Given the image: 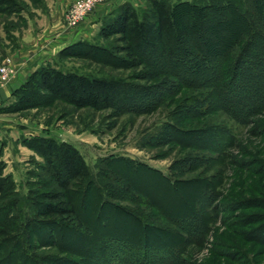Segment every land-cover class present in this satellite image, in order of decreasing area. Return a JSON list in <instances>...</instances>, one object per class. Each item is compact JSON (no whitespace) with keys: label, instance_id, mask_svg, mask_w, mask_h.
Returning <instances> with one entry per match:
<instances>
[{"label":"rangeland","instance_id":"obj_1","mask_svg":"<svg viewBox=\"0 0 264 264\" xmlns=\"http://www.w3.org/2000/svg\"><path fill=\"white\" fill-rule=\"evenodd\" d=\"M8 1L0 11L1 110L18 99L16 90L45 65L137 83L133 70L114 68L104 53L93 60L65 56L78 42L108 47L99 30L83 38V22L78 27L67 24L76 0H69L58 19L52 0ZM127 2L145 8L142 0ZM47 55L50 60L28 75L19 69ZM35 88L34 79L23 92ZM185 93L173 97L171 104L139 100L121 116L113 110L75 109L62 101L0 113L4 176L24 217L32 214L34 192L45 191L42 184L52 182L44 173V159L23 142L41 137L69 144L94 179L87 189H73L82 229L56 230L51 240L49 230L39 229L27 238L17 228L10 233L14 239L3 241L0 258L11 256L14 264H30L22 260L23 254L36 264H264V107L242 122L222 111L184 118L176 106ZM165 127L176 131L173 140L161 136ZM216 131H223L228 141H218L209 150L206 143Z\"/></svg>","mask_w":264,"mask_h":264},{"label":"trees","instance_id":"obj_2","mask_svg":"<svg viewBox=\"0 0 264 264\" xmlns=\"http://www.w3.org/2000/svg\"><path fill=\"white\" fill-rule=\"evenodd\" d=\"M142 1L143 9L126 2L103 20L98 37L108 42L106 49L78 42L65 55L93 60L104 53L115 63L114 68L133 70L132 80L137 83L45 65L16 90L18 99L0 113H19L62 101L75 109L113 110L121 116L130 106H138L139 100L147 105L170 103L183 91L185 96L176 107L184 118L222 111L242 122L264 107V0H206L201 4ZM8 4V0H0V11ZM34 79L36 88L24 93ZM175 133L172 127H165L161 136L173 140ZM221 140L228 141L223 131H216L206 143L209 150ZM23 143L44 159L43 170L52 184L45 182V191L34 192L32 214L24 217L4 176L0 150V248L3 241L14 239L10 233L17 228L26 237L39 229L49 230L51 240L56 230L82 229L73 189H87L94 183L82 156L69 144L41 137ZM124 189L130 191L128 186ZM79 203H85V195ZM20 245V239L13 243L16 248ZM50 246L56 245L52 242ZM20 256L36 264L24 254ZM10 257L0 258V264H14Z\"/></svg>","mask_w":264,"mask_h":264},{"label":"crops","instance_id":"obj_3","mask_svg":"<svg viewBox=\"0 0 264 264\" xmlns=\"http://www.w3.org/2000/svg\"><path fill=\"white\" fill-rule=\"evenodd\" d=\"M52 1H54L52 3L54 4L55 11L53 14L55 15V18L56 19L62 18V13L64 9L67 8V6L70 4L71 1L69 0H52ZM125 2H127V0H106L103 4L97 6L93 10L92 14L87 16L85 21H83L82 25L80 26V30H81L80 32L82 34V37L84 38L96 33L101 25V20L105 18L107 15H110V13H112L113 10L117 9ZM53 24H55V22ZM50 58L51 56L47 55L45 58L42 57L38 61H32V62L30 61V63L28 62L27 64L24 65L22 64L21 66H19V69H21L22 71L24 70L23 74L26 73L28 75L33 70H35L39 65L48 62ZM15 88L17 87H13L11 91L14 90Z\"/></svg>","mask_w":264,"mask_h":264},{"label":"built area","instance_id":"obj_4","mask_svg":"<svg viewBox=\"0 0 264 264\" xmlns=\"http://www.w3.org/2000/svg\"><path fill=\"white\" fill-rule=\"evenodd\" d=\"M106 0H76L70 7L67 15V24L70 27H78L86 15L100 3ZM4 72V70H2Z\"/></svg>","mask_w":264,"mask_h":264}]
</instances>
